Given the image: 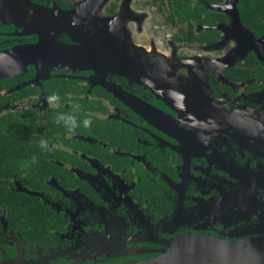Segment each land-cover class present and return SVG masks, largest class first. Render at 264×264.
Listing matches in <instances>:
<instances>
[{"label": "flooded vegetation", "instance_id": "1", "mask_svg": "<svg viewBox=\"0 0 264 264\" xmlns=\"http://www.w3.org/2000/svg\"><path fill=\"white\" fill-rule=\"evenodd\" d=\"M80 1L0 0V260L264 228V0Z\"/></svg>", "mask_w": 264, "mask_h": 264}, {"label": "water", "instance_id": "2", "mask_svg": "<svg viewBox=\"0 0 264 264\" xmlns=\"http://www.w3.org/2000/svg\"><path fill=\"white\" fill-rule=\"evenodd\" d=\"M80 1V0H79ZM107 0H85L91 6L105 5ZM82 3V0L79 2ZM49 11V10H48ZM55 13L50 10L49 14ZM74 9L65 14L73 15ZM93 12H91L92 14ZM238 238L214 232L198 231L174 236L159 242L154 255L129 260L122 264H264V228L244 230ZM18 255L0 260V264H37ZM48 263V262H47Z\"/></svg>", "mask_w": 264, "mask_h": 264}]
</instances>
